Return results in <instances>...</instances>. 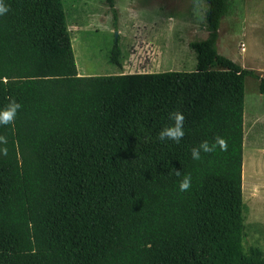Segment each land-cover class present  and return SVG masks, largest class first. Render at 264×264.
<instances>
[{
  "label": "trees",
  "instance_id": "trees-1",
  "mask_svg": "<svg viewBox=\"0 0 264 264\" xmlns=\"http://www.w3.org/2000/svg\"><path fill=\"white\" fill-rule=\"evenodd\" d=\"M204 1L194 70L79 75L61 0H3L0 264H264L242 190L244 80L264 77L218 54L228 0ZM175 112L184 135L161 141Z\"/></svg>",
  "mask_w": 264,
  "mask_h": 264
},
{
  "label": "rangeland",
  "instance_id": "rangeland-1",
  "mask_svg": "<svg viewBox=\"0 0 264 264\" xmlns=\"http://www.w3.org/2000/svg\"><path fill=\"white\" fill-rule=\"evenodd\" d=\"M76 66L87 75L192 71V42L208 37L204 0H61ZM216 48L264 77V0H228ZM116 22V23H115ZM114 44L121 67L109 62ZM242 190L246 246L264 251V94L244 80Z\"/></svg>",
  "mask_w": 264,
  "mask_h": 264
},
{
  "label": "clouds",
  "instance_id": "clouds-1",
  "mask_svg": "<svg viewBox=\"0 0 264 264\" xmlns=\"http://www.w3.org/2000/svg\"><path fill=\"white\" fill-rule=\"evenodd\" d=\"M7 7L3 4V0H0V14H3L7 12ZM19 108V104L15 102L9 103L5 108L0 109V124H9L13 121L16 111ZM169 119L173 121V123L169 126H166L161 129V131L158 133V138L163 140H171L175 142H179V140L184 135V116L180 112L170 113ZM7 143L6 139L3 136H0V154L6 155L7 154V148L2 147V145H5ZM217 144H219L221 147H224L223 141L217 139ZM212 147L209 146L207 142H202L198 148L192 149V158L193 159H199L200 157V151L208 152L211 151ZM191 183V177L190 176H184L183 179L180 181L178 187L181 192L186 191L189 189Z\"/></svg>",
  "mask_w": 264,
  "mask_h": 264
},
{
  "label": "crops",
  "instance_id": "crops-1",
  "mask_svg": "<svg viewBox=\"0 0 264 264\" xmlns=\"http://www.w3.org/2000/svg\"><path fill=\"white\" fill-rule=\"evenodd\" d=\"M77 71H78V74H79V75H87V74H86V71H80V70L78 69V67H77Z\"/></svg>",
  "mask_w": 264,
  "mask_h": 264
}]
</instances>
